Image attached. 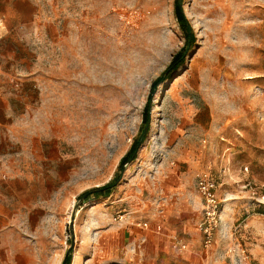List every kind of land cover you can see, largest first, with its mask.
I'll list each match as a JSON object with an SVG mask.
<instances>
[{"label":"rangeland","instance_id":"rangeland-1","mask_svg":"<svg viewBox=\"0 0 264 264\" xmlns=\"http://www.w3.org/2000/svg\"><path fill=\"white\" fill-rule=\"evenodd\" d=\"M28 1L1 159L40 183L14 264H61L75 206L70 264L112 262L98 232L129 214L148 245L125 262L264 264V0ZM177 1L194 40L154 85L185 46ZM146 107V137L120 170ZM181 202L191 219L171 234L176 251L164 222Z\"/></svg>","mask_w":264,"mask_h":264},{"label":"crops","instance_id":"crops-1","mask_svg":"<svg viewBox=\"0 0 264 264\" xmlns=\"http://www.w3.org/2000/svg\"><path fill=\"white\" fill-rule=\"evenodd\" d=\"M35 13L33 4L28 0H0V264H14V258L20 257L22 244L19 227L29 222L31 209L36 215L38 207L35 186L40 181L20 173L19 162L12 158L1 159L6 148H10V145H5V131L11 134L13 130V121H9L10 115H13L10 106L14 97L11 90L16 88L22 76L20 28L31 24ZM26 165L28 169L29 164ZM187 195L190 197L189 193ZM186 197L183 194V201ZM178 205L174 220L164 222L168 238L175 232H186L189 229L191 217L185 213L188 208L183 202ZM132 219L131 214L121 217L119 222L107 230L98 232V238L103 239L101 248L112 260L108 264L127 261L137 248L147 250V229L138 225L140 221ZM157 228L160 230L159 226ZM168 242L171 247V242Z\"/></svg>","mask_w":264,"mask_h":264},{"label":"trees","instance_id":"trees-1","mask_svg":"<svg viewBox=\"0 0 264 264\" xmlns=\"http://www.w3.org/2000/svg\"><path fill=\"white\" fill-rule=\"evenodd\" d=\"M173 11H174V17H175L177 25L181 29V31L184 33L185 46L183 48V51L181 53L177 54L173 58V60L171 61L170 65L164 71L162 76L160 78H158L154 82V85L160 83L163 79H166L167 76L169 75L170 71L176 69L183 62L184 55H185L186 51L189 49V47L191 46V44L193 43V40H194L193 37L188 32V26H187L186 20H185V18L183 16L182 12H181V9H180V7L178 5V1L176 2L175 6H174V10ZM142 122H143L144 127L142 128L139 137L137 138V140H135L133 142V144L131 145V147H130L128 153H127V155L124 156L119 162V169L120 170L123 168V166L125 164H127L130 160L135 158L137 145L141 144V142L146 137V134L148 132V122H149V108L148 107H146L145 111L143 112ZM113 186H114V184H109V185H106V186L101 187V188H96L94 190H91V191H88V192L84 193L83 195L80 196V198L86 199V197H88L89 195H100V194L108 195L110 189L113 188ZM70 263H71V252L65 258L63 264H70Z\"/></svg>","mask_w":264,"mask_h":264},{"label":"built area","instance_id":"built-area-1","mask_svg":"<svg viewBox=\"0 0 264 264\" xmlns=\"http://www.w3.org/2000/svg\"><path fill=\"white\" fill-rule=\"evenodd\" d=\"M202 189L205 190L206 187L202 185ZM209 198H211L210 194H207ZM208 215V214H207ZM141 228L146 229L147 224L146 223H139L138 224ZM201 227V226H200ZM159 231V228H157V232ZM202 235L204 237V246L207 247L211 242V231L209 227L201 228ZM171 242V248L176 251H184L186 248V245L180 240L176 239L174 236L170 238ZM113 264H135L133 262H119V263H113Z\"/></svg>","mask_w":264,"mask_h":264},{"label":"water","instance_id":"water-1","mask_svg":"<svg viewBox=\"0 0 264 264\" xmlns=\"http://www.w3.org/2000/svg\"><path fill=\"white\" fill-rule=\"evenodd\" d=\"M140 144L137 145L136 151L139 148ZM77 206H75L70 214L69 223H68V233L70 238V244L69 248L66 250L61 264H63L65 258L69 255L71 252L73 246H74V220H75V214H76Z\"/></svg>","mask_w":264,"mask_h":264},{"label":"bare ground","instance_id":"bare-ground-1","mask_svg":"<svg viewBox=\"0 0 264 264\" xmlns=\"http://www.w3.org/2000/svg\"><path fill=\"white\" fill-rule=\"evenodd\" d=\"M68 219H69V217H68Z\"/></svg>","mask_w":264,"mask_h":264}]
</instances>
